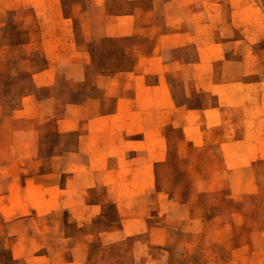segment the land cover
Returning <instances> with one entry per match:
<instances>
[{"label":"rangeland","instance_id":"rangeland-1","mask_svg":"<svg viewBox=\"0 0 264 264\" xmlns=\"http://www.w3.org/2000/svg\"><path fill=\"white\" fill-rule=\"evenodd\" d=\"M0 264H264V0H0Z\"/></svg>","mask_w":264,"mask_h":264}]
</instances>
